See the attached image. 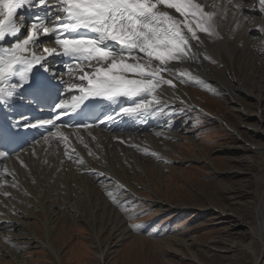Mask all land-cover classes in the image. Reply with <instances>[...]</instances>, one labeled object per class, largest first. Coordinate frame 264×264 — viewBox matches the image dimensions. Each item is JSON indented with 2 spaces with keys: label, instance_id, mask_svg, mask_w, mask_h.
I'll return each instance as SVG.
<instances>
[{
  "label": "rangeland",
  "instance_id": "1",
  "mask_svg": "<svg viewBox=\"0 0 264 264\" xmlns=\"http://www.w3.org/2000/svg\"><path fill=\"white\" fill-rule=\"evenodd\" d=\"M230 59L225 56L216 70L234 79L247 78L245 89L251 94L240 95V99L252 119L222 96L204 92L188 80L180 81L174 91L185 102L163 101L154 110L166 119L159 117L158 123H171L174 130L168 133L176 132L180 139L157 150L162 159L155 157V151L139 157L144 171L128 174L126 185L113 189L103 176L99 181L83 177L70 184L61 180L58 187L63 196H72L64 197L60 206L53 193L49 196L47 192L45 212L37 196H30L28 205L15 201L14 194L24 195L17 189L3 198L11 200L10 209L4 206L5 217L17 221L11 224L13 234L26 242L22 248L11 240L1 243L0 264H257L260 244L255 233L264 197V123L256 116L264 120V69L254 72L240 54L236 61ZM251 83H256L254 89ZM257 102H261L259 112ZM194 104L209 115L187 107ZM151 145L142 142L145 151ZM95 152L99 156L93 152L91 166L104 172L106 157L102 149ZM154 163L161 172L153 168ZM83 181L96 189L87 190L93 197L88 205L80 200L74 210L69 204L83 196ZM54 201L58 210L52 206ZM135 225L140 226L138 230ZM32 233L37 241L26 239ZM51 250L58 252V260Z\"/></svg>",
  "mask_w": 264,
  "mask_h": 264
},
{
  "label": "snow or ice",
  "instance_id": "2",
  "mask_svg": "<svg viewBox=\"0 0 264 264\" xmlns=\"http://www.w3.org/2000/svg\"><path fill=\"white\" fill-rule=\"evenodd\" d=\"M259 4L264 12V0ZM159 5L174 10L183 20ZM22 9L32 14L28 24L18 11ZM189 16L200 18V22L194 24ZM205 17L201 5L193 0H0V44L11 38L10 46L0 48V105L7 108L25 86L37 94L54 87L43 74H33L34 66L63 86L66 82L55 66L58 57L66 58L69 77L73 68L80 70L78 82L69 85L79 95H73L71 102L61 99L56 103L53 118L30 124H21L26 117L12 123L0 121V157L11 154V146L18 142L15 128H56L57 122L64 124V117H71L92 100L114 104L126 98L131 105L120 107L117 115H150L153 109L148 97L157 85L172 84L160 73L172 71L169 63L197 60L190 40L199 39L196 29L211 33ZM41 35L53 40L55 46L43 47L35 54L31 49L46 43L40 40ZM113 118V114L106 117Z\"/></svg>",
  "mask_w": 264,
  "mask_h": 264
},
{
  "label": "bare ground",
  "instance_id": "3",
  "mask_svg": "<svg viewBox=\"0 0 264 264\" xmlns=\"http://www.w3.org/2000/svg\"><path fill=\"white\" fill-rule=\"evenodd\" d=\"M193 2L201 5L202 11L206 14L205 18L212 26V31L208 33L196 29V34L199 39L190 40L192 50L197 53L198 58L196 61L169 63L168 67L172 68V71H162L160 73L164 80H171L172 84L162 83L157 85L155 91L148 97V99L152 101L151 108L153 109L150 115L147 117L135 118L119 114L117 115V121L123 124L120 130L116 127H112L110 130L108 128L100 129L97 127L86 130H65L58 127L53 128L51 125L36 128H25L21 126L14 129L18 137L26 140L28 135H32L34 141L30 142L19 155L13 157L7 155L5 157H0V231L4 233L0 236V244L6 240H11L14 241L16 244L15 246L20 245V248H22L21 245L26 242H22L24 240L20 235L13 234L11 224L14 222L17 224V221H11L9 219L10 217H5L7 209H5L4 206L10 209L11 200L10 198L7 200L3 198L7 196L10 197L9 193L13 194L16 189L18 193L20 192L24 195L15 197L14 194L13 198L15 201L22 200L28 205V202L32 200L30 196L32 197L33 195L34 198L38 197L39 202L43 201V207L41 208L42 212H45L44 198L50 193H53L55 199L60 202V206L63 205L62 201H64V197L72 196L70 193L72 190L71 188L67 190L71 195L67 194L63 196L62 188L59 190L58 187V183L61 180L63 184H70L83 177L89 178L90 181H99L98 178L103 176L109 178L108 180H110L111 183H108L115 189V187H117L116 185H126L125 178H127V176L130 178L128 174H135L140 169L144 171V166L140 164L141 161L138 159L139 157L143 155L151 156L155 151V157L157 159H162L164 156L160 155L157 150L163 149V146L168 144L171 140L180 139V136L178 137L176 132L168 133L169 130L174 128L173 125L166 122L164 126H161L160 124L162 123L159 124L158 120H160L159 117H161L162 120L164 117L161 113L156 115L154 110L160 107V103L163 101L168 103H173L172 100H179L182 103L185 102L183 97L174 91V85L180 84V81L188 80L190 83H194L202 88L203 91L206 90L213 95L222 96L229 104L239 108L240 112H242L241 114L248 120L252 119V116L245 111V106L240 99V95L251 94V92L245 89L247 78L244 80L243 78L234 79L233 76H226L224 73L216 70V64L218 62L221 63V61L224 64L225 56H231L230 60L236 61V57L240 54L245 57L246 61L252 64V70L254 72H262L264 69V12L260 11L259 0H193ZM159 7L168 11L169 15L183 20V17H179L174 10L167 9L163 5H159ZM18 11L27 17L24 22L27 24L28 17H31L32 14L25 9ZM188 19L194 18L189 16ZM199 22L200 18L194 19V24ZM183 31L186 33V29H183ZM186 34L191 36V33ZM40 40L46 43H41L32 48L31 51L35 54H40L43 47L55 46L54 41L49 37L41 35ZM234 40L235 42L233 46H231L230 42ZM10 44L11 38L0 44V48L10 46ZM57 60L59 63L55 66L61 78L66 82L62 87L65 89H72L69 85L78 82V76L76 74L80 71L79 68H73L72 76L69 77L66 67L60 62V57H58ZM154 66L156 65L154 64ZM45 76L51 81H56L49 77L48 73H45ZM15 79L16 78H14V80ZM254 84L251 83V89H254ZM71 99L72 96L67 100ZM122 99L126 101V106L131 105L130 100L126 98ZM257 103V110L259 112L262 109L260 108L261 102ZM194 106L196 107L191 105L187 107H190V109H201V106L196 104H194ZM27 108L28 103L24 100L22 90H20V93L12 103L7 108H4L5 122L12 123L21 117H26V119L21 121V124H30L34 122L27 116ZM201 110L209 115L206 110ZM256 118L260 120L261 123H264L261 116L257 115ZM219 121L221 120L219 119ZM232 132L238 136L237 132L234 130H232ZM138 136L144 137L135 140V137ZM144 141L152 144V148L145 151L143 148L144 146H142V142ZM96 148L102 149V153L106 157H102L105 161V165H103L106 168L104 172L99 171V169H101L100 167L98 169L96 166H91L90 159L93 156V152L96 154ZM110 152L111 157H107ZM145 152H150V154ZM164 162L165 161H163V163ZM153 165V168L161 172L160 167H158L159 164L154 163ZM40 166L41 170L39 171L38 169ZM92 173H95V175ZM76 174L80 177H75ZM120 176H122L121 179L124 182L120 179ZM39 177H42V186H40L38 182ZM81 183V187H83L81 190L79 188V190L82 192L83 196L78 201L76 200L74 205L73 203L71 205L69 204L74 210H77L78 204H81L79 203L80 200H86L85 204L88 205L90 203L89 200L93 197L88 196L87 190L89 188L96 189L94 186H91L88 181H83ZM125 187H127V191L129 192L128 186ZM131 193L134 192L131 191ZM51 199L53 201V198ZM53 205L54 209L58 210L59 206H56V203L52 204V206ZM258 221V230L255 233V239L260 244L257 264H263L264 197L261 202ZM45 225H47L48 229V223ZM34 236L32 233L31 237L29 236L26 239L30 241L33 240V242L34 240L37 241V238ZM27 244L28 242L26 245ZM3 245L4 244L1 246ZM51 252L58 260V252L55 250H51Z\"/></svg>",
  "mask_w": 264,
  "mask_h": 264
}]
</instances>
